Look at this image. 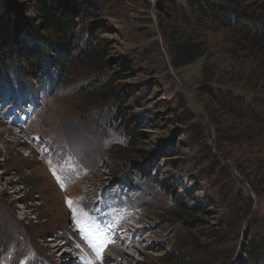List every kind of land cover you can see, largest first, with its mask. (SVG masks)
<instances>
[{"label":"rangeland","instance_id":"1","mask_svg":"<svg viewBox=\"0 0 264 264\" xmlns=\"http://www.w3.org/2000/svg\"><path fill=\"white\" fill-rule=\"evenodd\" d=\"M203 1L264 14V0ZM95 3L74 24L62 82L48 87L22 51L0 75V264H234L264 236V130L249 112L264 55L185 0ZM3 5L28 47L55 41L36 0ZM184 40L206 54L176 69L170 45ZM89 44L103 69L76 60ZM114 245L121 257L103 263ZM84 249L95 259L80 263Z\"/></svg>","mask_w":264,"mask_h":264},{"label":"trees","instance_id":"2","mask_svg":"<svg viewBox=\"0 0 264 264\" xmlns=\"http://www.w3.org/2000/svg\"><path fill=\"white\" fill-rule=\"evenodd\" d=\"M95 1L99 0H76L71 2L70 6H66L64 2L58 0H36L39 13L43 15L42 19L45 24V29L51 31L55 36V41H46L43 46L28 47L29 40L26 36L19 37L15 27L14 21L8 16L5 5L0 9V75L6 77L9 75L8 70L11 66L18 63V54L24 53L29 65L36 69L38 66L43 67V74H47L45 79L47 86L55 87L56 81L60 82L70 75V62L74 58L71 54L70 43L72 44L74 24L82 18V16L89 12ZM159 1V0H158ZM167 1V0H166ZM203 0H185L186 7H193L205 10V15L208 17H215L216 19L228 20V24L232 31L238 36L240 43H245L258 49L264 55V14H254L249 11H242L237 9H224L212 3ZM264 9V3L262 5ZM74 14H77L76 18ZM55 53L56 57L53 60L47 53ZM169 54L171 57V64L178 69L193 63L198 58L206 54V49L202 42L198 41H173L170 45ZM101 53L90 44L79 52L76 60L94 66L96 69L104 68V60ZM56 68L58 71L54 72L51 68ZM14 70V69H13ZM48 70V71H47ZM11 77L6 80V83L13 84L22 90H28L27 84L23 83L18 74L17 77ZM53 77H55L54 80ZM21 79V80H20ZM56 80V81H55ZM19 85V86H18ZM2 83H0L1 92ZM57 87V86H56ZM49 90V89H48ZM30 92V91H29ZM32 95V94H31ZM30 95V96H31ZM229 100L231 103L236 101ZM259 103L256 109H251L250 115L256 120L261 128L264 130V96L259 97ZM238 104V103H237ZM121 113V112H120ZM128 125V123H127ZM133 132V131H132ZM133 135V134H132ZM251 198L248 197V203L251 204ZM251 205H248V210ZM244 252L239 256L237 262L234 264H264V236L258 233H253L246 239Z\"/></svg>","mask_w":264,"mask_h":264},{"label":"bare ground","instance_id":"3","mask_svg":"<svg viewBox=\"0 0 264 264\" xmlns=\"http://www.w3.org/2000/svg\"><path fill=\"white\" fill-rule=\"evenodd\" d=\"M12 109L10 108V109H8L7 110V115L9 116V114H11L12 113ZM11 115H14V114H11ZM129 225H131V224H128V225H126L125 227H124V230L122 231V232H128V231H130V228H129ZM123 237H128V235H124ZM118 239V237H116L115 235H113V237H112V240L113 241H116L117 239ZM57 239V238H56ZM58 240V239H57ZM118 244V241H116V245ZM52 245L53 246H51L52 247V250L53 251H57L58 253L60 252V255L61 256H64V254H66V252H67V247H66V245L65 244H61V243H57V242H55V239L53 238V240H52ZM116 245H114V246H111L109 249L110 250H108L107 252H106V255H107V257H106V255H104L103 256V258H102V262L103 263H105L106 262V259H109V258H112V260L113 261H116L117 260V257H121V255H120V252H121V250H119V248H116ZM78 246H80V242H79V245ZM85 248V247H84ZM75 252H76V255H78V258L81 260L80 261V263H82V262H86V261H90V260H92V259H95L89 252H88V250H75ZM76 257V256H75ZM117 262V261H116Z\"/></svg>","mask_w":264,"mask_h":264},{"label":"snow or ice","instance_id":"4","mask_svg":"<svg viewBox=\"0 0 264 264\" xmlns=\"http://www.w3.org/2000/svg\"><path fill=\"white\" fill-rule=\"evenodd\" d=\"M55 175V173H53ZM67 203L69 204V206H71V201H67Z\"/></svg>","mask_w":264,"mask_h":264}]
</instances>
